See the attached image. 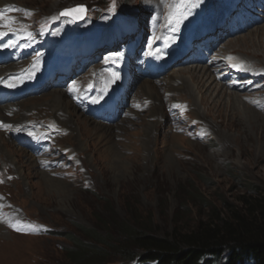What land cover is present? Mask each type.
<instances>
[{
    "label": "rangeland",
    "instance_id": "374dc122",
    "mask_svg": "<svg viewBox=\"0 0 264 264\" xmlns=\"http://www.w3.org/2000/svg\"><path fill=\"white\" fill-rule=\"evenodd\" d=\"M157 1L115 0L112 11L113 0H0V7L14 4L23 10L20 15L18 8L9 9L14 14L4 10L0 29L8 32L21 24L25 32L34 30L37 47H47L48 41L43 38L63 28L61 40L69 42L72 54L80 46L96 42L102 47L120 37L127 47L133 40L130 24H135L134 35L138 36L153 20L163 35L148 42L146 50L152 46L163 48L171 35L181 37L188 32L192 21H184L174 33L169 18L174 24L191 4L186 0H161L164 10L154 7ZM221 1L225 13L232 0ZM78 5L87 7L82 23L75 25L71 19L61 17V12ZM202 10L207 11L204 4ZM225 21L227 33L237 32L245 22L252 23L251 30L239 31L229 47H222L221 55L211 54L213 59H225L252 80L261 76L262 80L258 77L245 91L240 85H229L220 78L217 81V75L204 71L205 66L201 69L208 82L198 85L188 72L200 65L176 68L159 80L142 71L123 90L118 101L119 116L112 121L100 120L103 118L87 112L83 99L94 83L99 97L106 98L113 91L114 84L107 83L110 79L106 78L110 63L101 51L96 65L92 67L88 61L83 75L70 86L74 93L55 89L12 106V111L16 107L15 123H39L44 127H38L55 132L45 156L40 157L37 151L21 148L12 137L0 133V144L4 143L1 147L19 150L12 159L17 165H13L7 152L0 149V264H72L66 251L74 246L67 235L83 239L77 226L106 235L104 229L113 222L126 223L135 216L150 223L159 235L169 236L178 230L196 229L215 212L230 216L232 211H243L247 201L264 198V0H238L237 10ZM78 29L77 36L69 32ZM209 39L205 38L203 45L189 41L188 49L192 48L198 58L203 57ZM23 41L27 38L22 37L16 45ZM78 53L74 52L76 68L84 64ZM181 68L185 75L179 73ZM173 76L182 77L186 87L179 83L181 80L170 85ZM214 80L221 86L228 84L230 92L218 93L215 89H221L212 83ZM145 81L156 89L144 91ZM54 91L65 95L69 111L49 106ZM230 94H240V100L231 103ZM92 98L94 94L87 100ZM43 109L67 116L73 125L71 130L59 126ZM71 111L73 116L69 115ZM7 113L6 117L10 115ZM83 122L87 123V132L79 128ZM98 125L104 130L96 131ZM106 129L114 134L105 135ZM24 130L22 138L29 133L26 127ZM2 157L7 158V165ZM34 159L36 166L26 163ZM111 228L117 237L118 228L113 224ZM111 257L105 264H121L117 257Z\"/></svg>",
    "mask_w": 264,
    "mask_h": 264
},
{
    "label": "trees",
    "instance_id": "16d2710c",
    "mask_svg": "<svg viewBox=\"0 0 264 264\" xmlns=\"http://www.w3.org/2000/svg\"><path fill=\"white\" fill-rule=\"evenodd\" d=\"M245 204L241 212L225 217L215 212L196 229L169 236L159 235L135 216L112 223L119 230L117 237L112 224L104 229L106 235L77 226L85 240L67 235L74 246L67 249V257L72 264H105L111 256L121 264H264V198Z\"/></svg>",
    "mask_w": 264,
    "mask_h": 264
},
{
    "label": "bare ground",
    "instance_id": "6f19581e",
    "mask_svg": "<svg viewBox=\"0 0 264 264\" xmlns=\"http://www.w3.org/2000/svg\"><path fill=\"white\" fill-rule=\"evenodd\" d=\"M54 7H56V6H54ZM50 8V7H49ZM54 13V12H53ZM49 14H52V13H48L47 15H49ZM235 41V39H230V40H228V41H225L224 43H223V45L224 46H226L227 45V47H229L233 42ZM15 49H13V51H14ZM212 50H216V51H218L216 48H212ZM1 51H2V48H0V56H8L9 57V59H10V61L12 62V61H15L16 60V56H15V54L12 52V48H9V52H6L5 53V55H2V53H1ZM226 53V52H225ZM180 54H184V51H182ZM169 55H170V53H169ZM169 55L166 57V58H168L169 57ZM184 55H186V54H184ZM192 59H195V57H193ZM187 61L185 60V58H183V57H178L174 62H173V64H171L172 65V67H175V66H177V68H179V67H185V66H187V65H185V66H179V65H182L183 63H186ZM190 63V62H189ZM221 62H217V64L215 65V66H218L219 64H220ZM222 64V63H221ZM201 68H203V66H201L200 65V67L199 66H194L189 72H188V74L191 76V78L192 79H195L196 81H197V84L198 85H200V82L201 83H207L208 82V79L205 77V74L203 73V70L201 69ZM198 69V70H197ZM199 69H200V74L201 75H198L199 74ZM203 69H205L204 71L205 72H210V69L208 68V67H206V68H203ZM180 70V71H179ZM178 71H179V73L181 74V75H185L186 74V72L185 71H182V68L181 69H179ZM14 73L15 72H9V73H5V74H0V75H3V76H5L6 78H8V80H12L14 83L12 84V85H14V89H17V90H24L23 88H24V84L22 83V80H20L19 81V79L14 75ZM208 76V75H207ZM101 77H103V76H101ZM184 77V76H183ZM216 77V76H215ZM260 77V76H259ZM107 78V77H106ZM173 78L175 79L174 81H173V83L172 84H170V85H173V84H176L177 83V81L178 80H181L179 83H183L184 85H185V87H186V81H183V79H182V77L181 78H178L177 76H173ZM0 79H1V77H0ZM103 79H105V78H103ZM216 79H217V81L219 80L218 79V77H216ZM100 82V81H99ZM105 82V81H104ZM108 83V82H107ZM213 84H216V85H218L219 87H220V89L221 90H218V89H215V86H213V89H215L218 93H221V92H224V93H227V92H230V86H228V84H226V83H224L222 86L219 84V82H215V80L212 82ZM189 84V83H188ZM196 85V84H195ZM212 85V84H211ZM107 86V85H106ZM106 86H104V87H106ZM143 87H144V91H147V92H151V91H153V90H155L156 89V86H154V84H152L150 81H145L144 82V84H143ZM200 88H201V86H199ZM204 88H205V86H204ZM203 88V89H204ZM206 88L208 89V88H212V87H209V86H207L206 85ZM192 89V88H191ZM190 90V89H189ZM233 92H235V91H233ZM237 93V92H236ZM238 94V93H237ZM240 95V94H239ZM239 95H234V94H230V100H231V103H237V101H239L240 100V97H241V95L239 96ZM52 97H53V100L51 101V103L49 104V106H51V107H55V109H61V108H65L66 109V111L68 110L69 111V109L71 108V107H69L68 108V104L66 103V101H65V95H63V94H61V93H59L58 91H54V93L52 94ZM70 103V102H69ZM192 103V102H191ZM14 105V104H13ZM13 105H6V106H0V121H4V125H8L7 123L8 122H11V123H13L12 124V127L11 128H6V127H2V128H0V133H2L3 135H5V137H7V135H8V137H10V133H12L11 131L14 129V130H16V129H19V127H21V126H23L24 124L23 123H21V122H23V120L21 121V122H19V123H15V118H16V116L17 115H15V117H14V115L13 116H8V117H6V115H5V113L6 112H11L13 109H12V106ZM49 110L48 109H43V111L42 112H48ZM8 114V113H7ZM35 115V114H34ZM48 117L49 118H51V120H54V121H56V122H58V124H59V126H64L66 129H68V130H71V128L73 127V125H72V122L70 121V119H68V117L67 116H65L64 114H62V113H57V112H55V113H51L50 111L48 112ZM69 115L70 116H73V111H71V112H69ZM46 117V116H45ZM13 118V119H12ZM44 118V117H43ZM30 121V120H29ZM57 124V123H56ZM51 125V124H50ZM86 125H87V123L86 122H83V123H80V125H79V128L80 129H84L85 130V132H87L88 131V129H87V127H86ZM145 125V124H144ZM55 126V125H54ZM146 127V126H145ZM24 128L25 127H22V132H21V134L20 135H22V133H24ZM58 129V128H57ZM95 130L96 131H103L104 129H103V126H101V125H98L97 126V128H95ZM63 131V130H62ZM78 131H79V129H78ZM90 131V130H89ZM66 132V131H65ZM145 133V132H144ZM51 134H54V132H50V135ZM62 134V133H61ZM114 134V132H112L111 130H108L107 131V129H106V133H105V135H107V136H109V135H113ZM63 136V135H62ZM147 136V135H146ZM20 138H22V137H20ZM8 139V138H7ZM61 140V139H60ZM8 141V140H7ZM62 141V140H61ZM5 142V141H4ZM15 143V142H14ZM1 146L2 145H4V143H1L0 144ZM0 146V147H1ZM115 148H116V146H115ZM1 150H3L4 149V147H1L0 148ZM9 148L8 147H6V149H4L6 152H7V156H8V158H9V161L14 165H17L16 163H17V161L15 160H12L13 159V157L15 156V154L16 155H18V148H17V150H11V151H9L8 150ZM16 149V148H15ZM113 150H114V148H113ZM113 150H112V152H113ZM2 152V151H1ZM108 152V151H107ZM116 152V151H115ZM58 154V153H57ZM121 154V153H120ZM115 155V154H114ZM119 155V154H118ZM6 157V156H5ZM5 157H2V158H4L5 159V161L3 160V162H4V164H8L7 163V158H5ZM110 158V157H109ZM11 159V160H10ZM40 161V160H39ZM6 162V163H5ZM10 163V164H11ZM26 163H28L29 165H32V166H36V164H37V159H34V160H27L26 161ZM11 167H12V165H11ZM19 168V170H20V166H18ZM9 169H10V167H9ZM14 169V168H13ZM14 171H16V169L14 170ZM12 173V172H11ZM6 174V173H5ZM17 174V173H16ZM3 175V174H2ZM8 175V174H7ZM10 176V175H9ZM4 177H5V175H4ZM14 179V178H13ZM15 180V179H14ZM7 181V180H6ZM5 181V182H6ZM9 182V181H8ZM11 183V182H10ZM11 185V184H10ZM12 186V185H11Z\"/></svg>",
    "mask_w": 264,
    "mask_h": 264
},
{
    "label": "snow or ice",
    "instance_id": "6c2138e0",
    "mask_svg": "<svg viewBox=\"0 0 264 264\" xmlns=\"http://www.w3.org/2000/svg\"><path fill=\"white\" fill-rule=\"evenodd\" d=\"M187 2L191 4V7L186 8L185 11L180 13V15L175 18L174 24H173V19L171 17L169 18V23H170V25H172V30L174 33L178 31L180 25H182L184 23V21L188 20L189 17L194 14L193 9L198 8L199 5L204 2V0H187ZM115 8H116V2H115V0H113L112 11H115ZM86 11L87 10L84 7L80 6L77 8H73V9H69V10H66L64 12H61L60 15L61 16H74L76 19H84V14L86 13ZM2 16H3V14L0 13V18H2ZM42 34L43 33H41V35ZM4 35H7V33L0 32V37H2ZM28 35L32 39L35 38V37H32L31 33H29ZM174 39H175V36L173 37V40ZM14 47H16V41L15 40H10L7 43L0 45V48H5V49L14 48ZM157 51H159V49H157ZM34 75H35V73L33 72L29 78L30 79L34 78ZM113 76L118 78V74H116V73H113ZM6 86L14 87V85H6ZM73 90H75V89L73 88L70 91H73ZM98 100H99V98H97V100H94L93 102H98ZM0 127L11 128L12 125L0 124ZM28 135L32 136V133L29 132ZM9 179H10V177H9ZM0 182H2V181H0ZM16 230L19 231L20 229H16Z\"/></svg>",
    "mask_w": 264,
    "mask_h": 264
},
{
    "label": "water",
    "instance_id": "95a60500",
    "mask_svg": "<svg viewBox=\"0 0 264 264\" xmlns=\"http://www.w3.org/2000/svg\"><path fill=\"white\" fill-rule=\"evenodd\" d=\"M78 7H80V6H78ZM82 7H84L85 9H86V6H82ZM87 10V9H86ZM87 12V11H86ZM74 17V16H73ZM86 17V13L84 14V18ZM75 18V17H74ZM76 19V18H75ZM76 20H78V21H81V20H83V19H76Z\"/></svg>",
    "mask_w": 264,
    "mask_h": 264
}]
</instances>
